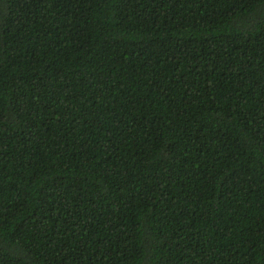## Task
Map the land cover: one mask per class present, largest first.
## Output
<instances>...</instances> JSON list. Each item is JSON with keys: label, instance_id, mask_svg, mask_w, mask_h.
Returning <instances> with one entry per match:
<instances>
[{"label": "trees", "instance_id": "16d2710c", "mask_svg": "<svg viewBox=\"0 0 264 264\" xmlns=\"http://www.w3.org/2000/svg\"><path fill=\"white\" fill-rule=\"evenodd\" d=\"M0 264H264V0H0Z\"/></svg>", "mask_w": 264, "mask_h": 264}]
</instances>
